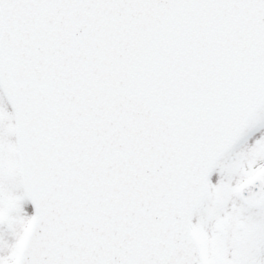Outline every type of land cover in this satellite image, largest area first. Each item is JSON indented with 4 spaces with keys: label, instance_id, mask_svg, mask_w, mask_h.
<instances>
[{
    "label": "snow or ice",
    "instance_id": "1",
    "mask_svg": "<svg viewBox=\"0 0 264 264\" xmlns=\"http://www.w3.org/2000/svg\"><path fill=\"white\" fill-rule=\"evenodd\" d=\"M0 264H264V0H0Z\"/></svg>",
    "mask_w": 264,
    "mask_h": 264
}]
</instances>
